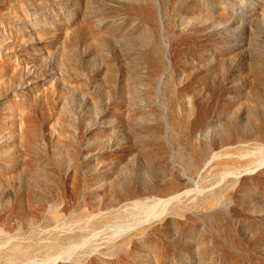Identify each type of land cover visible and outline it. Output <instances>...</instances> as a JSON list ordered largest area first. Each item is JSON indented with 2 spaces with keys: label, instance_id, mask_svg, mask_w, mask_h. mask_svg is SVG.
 I'll return each instance as SVG.
<instances>
[{
  "label": "rangeland",
  "instance_id": "374dc122",
  "mask_svg": "<svg viewBox=\"0 0 264 264\" xmlns=\"http://www.w3.org/2000/svg\"><path fill=\"white\" fill-rule=\"evenodd\" d=\"M38 243L0 264H264V0H0V252Z\"/></svg>",
  "mask_w": 264,
  "mask_h": 264
},
{
  "label": "bare ground",
  "instance_id": "6f19581e",
  "mask_svg": "<svg viewBox=\"0 0 264 264\" xmlns=\"http://www.w3.org/2000/svg\"><path fill=\"white\" fill-rule=\"evenodd\" d=\"M161 89H162V85L160 86V90ZM40 248L44 249L45 246H43L41 243L29 246V247H26V246L20 245V244H15V245L11 246L10 248H8L7 250L0 252V259H3L8 255L14 256V257L25 256L26 254H29L30 251L37 250ZM74 252H72V254ZM70 253H71V251L66 252V253H61V254H59L55 257H52V258H44V259H42L41 264H59L60 262H67V260H69L71 258ZM23 261H26V260H23ZM27 262H28V260H27ZM38 264H40V263H38Z\"/></svg>",
  "mask_w": 264,
  "mask_h": 264
}]
</instances>
